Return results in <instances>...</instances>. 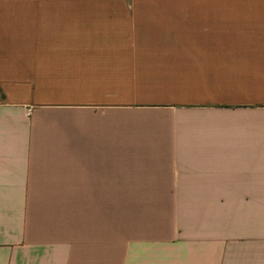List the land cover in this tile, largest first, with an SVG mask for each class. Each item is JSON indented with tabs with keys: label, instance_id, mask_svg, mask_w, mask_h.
<instances>
[{
	"label": "crops",
	"instance_id": "1",
	"mask_svg": "<svg viewBox=\"0 0 264 264\" xmlns=\"http://www.w3.org/2000/svg\"><path fill=\"white\" fill-rule=\"evenodd\" d=\"M0 264H264V0H0Z\"/></svg>",
	"mask_w": 264,
	"mask_h": 264
}]
</instances>
